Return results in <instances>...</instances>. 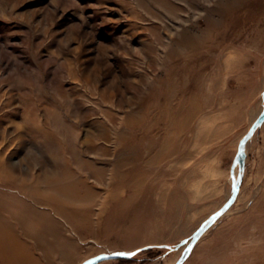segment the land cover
Wrapping results in <instances>:
<instances>
[{
  "label": "rangeland",
  "instance_id": "rangeland-1",
  "mask_svg": "<svg viewBox=\"0 0 264 264\" xmlns=\"http://www.w3.org/2000/svg\"><path fill=\"white\" fill-rule=\"evenodd\" d=\"M263 106L264 0H0V264H173ZM244 150L181 264H264Z\"/></svg>",
  "mask_w": 264,
  "mask_h": 264
},
{
  "label": "water",
  "instance_id": "water-1",
  "mask_svg": "<svg viewBox=\"0 0 264 264\" xmlns=\"http://www.w3.org/2000/svg\"><path fill=\"white\" fill-rule=\"evenodd\" d=\"M264 121V106L259 111L256 118L250 124L249 128L244 132V134L240 137L237 143V149L233 156L231 167H230V192L227 198L224 200L221 206H219L215 211L209 214L199 225L198 227L184 240L186 242L183 250L180 255L176 259L173 264H181L185 258L188 256L191 248L195 244V242L200 238V236L210 227L212 226L217 219L221 217V215L230 207V205L235 201L237 196L239 186L241 184L242 176L245 168V143L254 133V131L259 127ZM237 165L236 173H234V168ZM180 243L176 244L174 247H178ZM132 253L123 254L124 257L131 256ZM107 255H98L94 259L89 262L82 264H94L99 262L105 258Z\"/></svg>",
  "mask_w": 264,
  "mask_h": 264
},
{
  "label": "bare ground",
  "instance_id": "bare-ground-1",
  "mask_svg": "<svg viewBox=\"0 0 264 264\" xmlns=\"http://www.w3.org/2000/svg\"><path fill=\"white\" fill-rule=\"evenodd\" d=\"M253 119H254V118H253ZM253 119H252V120H253ZM245 145H246V143H245ZM236 170H237V165H236ZM234 171H235V168H234ZM235 173H236V172H235ZM238 191H239V190H238ZM237 194H238V193H237ZM236 197H237V196H236ZM235 200H236V198H235ZM234 202H235V201H234ZM230 207H231V205H230ZM230 207H229V208H230ZM229 208H228V209H229ZM6 225H7V224H6ZM3 241H4V240H3ZM5 246H6V245H5ZM5 246H4V247H5ZM6 254H7V253H6ZM4 255H5V254H4ZM17 255H18V254H17ZM17 255H16V256H17ZM19 255H20V254H19ZM19 255H18V256H19ZM19 257H20V256H19ZM18 261H19V260H18ZM18 261H17V262H18ZM17 262H16V263H17Z\"/></svg>",
  "mask_w": 264,
  "mask_h": 264
},
{
  "label": "snow or ice",
  "instance_id": "snow-or-ice-1",
  "mask_svg": "<svg viewBox=\"0 0 264 264\" xmlns=\"http://www.w3.org/2000/svg\"><path fill=\"white\" fill-rule=\"evenodd\" d=\"M117 255H123L122 253H117ZM133 255H134V253H133Z\"/></svg>",
  "mask_w": 264,
  "mask_h": 264
},
{
  "label": "crops",
  "instance_id": "crops-1",
  "mask_svg": "<svg viewBox=\"0 0 264 264\" xmlns=\"http://www.w3.org/2000/svg\"><path fill=\"white\" fill-rule=\"evenodd\" d=\"M263 122H264V121H263ZM263 122H262V123H263Z\"/></svg>",
  "mask_w": 264,
  "mask_h": 264
}]
</instances>
